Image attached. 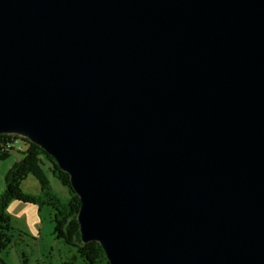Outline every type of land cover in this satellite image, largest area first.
Listing matches in <instances>:
<instances>
[{
	"label": "water",
	"instance_id": "95a60500",
	"mask_svg": "<svg viewBox=\"0 0 264 264\" xmlns=\"http://www.w3.org/2000/svg\"><path fill=\"white\" fill-rule=\"evenodd\" d=\"M0 134L111 264H264V0H0Z\"/></svg>",
	"mask_w": 264,
	"mask_h": 264
},
{
	"label": "rangeland",
	"instance_id": "374dc122",
	"mask_svg": "<svg viewBox=\"0 0 264 264\" xmlns=\"http://www.w3.org/2000/svg\"><path fill=\"white\" fill-rule=\"evenodd\" d=\"M23 138L26 137L18 135L21 142L18 146L22 151L29 146V142ZM21 157L23 153L12 151L8 157L0 158V196L6 192L8 172ZM49 166L51 163L45 160L42 167L49 179L51 190L66 202L69 196L68 188L51 174ZM20 189L31 197H42L46 200L41 183L31 173L22 179ZM44 201L40 204L16 199L8 202L6 212L10 215L14 240L11 246L0 252V264H87L74 247L55 236L53 218L56 211Z\"/></svg>",
	"mask_w": 264,
	"mask_h": 264
},
{
	"label": "trees",
	"instance_id": "16d2710c",
	"mask_svg": "<svg viewBox=\"0 0 264 264\" xmlns=\"http://www.w3.org/2000/svg\"><path fill=\"white\" fill-rule=\"evenodd\" d=\"M16 138L18 139L17 134H0V158H6L14 151L11 148L7 149L6 144ZM23 139L29 142V146L22 151L21 147L15 143V151L23 153V157L12 165L10 172L6 176V192L0 196V252L11 246L14 240L10 215L6 212L8 202L12 199L37 202L39 204L44 201L42 197L36 199L23 193L20 189L22 179L31 173L42 185V190L46 196L44 203L52 206L56 211L53 218L55 236L64 243L74 247L87 264H111L99 242L84 243L81 239L80 224L77 218L82 203L80 197L74 191L69 173L61 170L55 158L47 153L45 149L32 143L27 138ZM45 160L51 163V166L48 167L51 174L59 179L63 186L68 188L69 196L66 202L62 201L59 195L51 190L49 179L42 167V165H45Z\"/></svg>",
	"mask_w": 264,
	"mask_h": 264
},
{
	"label": "built area",
	"instance_id": "2783aa9c",
	"mask_svg": "<svg viewBox=\"0 0 264 264\" xmlns=\"http://www.w3.org/2000/svg\"><path fill=\"white\" fill-rule=\"evenodd\" d=\"M15 143L19 144V143H21V142H20L19 139L16 138L15 140H13V141H11V142H8V143L6 144V147H7V148L14 149V151H15Z\"/></svg>",
	"mask_w": 264,
	"mask_h": 264
},
{
	"label": "bare ground",
	"instance_id": "6f19581e",
	"mask_svg": "<svg viewBox=\"0 0 264 264\" xmlns=\"http://www.w3.org/2000/svg\"><path fill=\"white\" fill-rule=\"evenodd\" d=\"M8 149V148H7Z\"/></svg>",
	"mask_w": 264,
	"mask_h": 264
}]
</instances>
